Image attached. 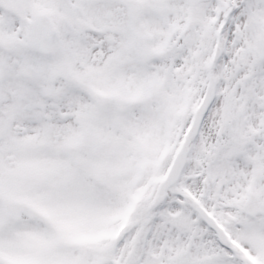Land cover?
<instances>
[{
    "label": "snow or ice",
    "instance_id": "1",
    "mask_svg": "<svg viewBox=\"0 0 264 264\" xmlns=\"http://www.w3.org/2000/svg\"><path fill=\"white\" fill-rule=\"evenodd\" d=\"M0 264H264V0H0Z\"/></svg>",
    "mask_w": 264,
    "mask_h": 264
}]
</instances>
